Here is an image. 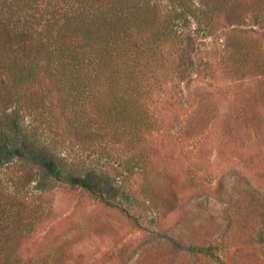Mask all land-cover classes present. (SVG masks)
I'll return each mask as SVG.
<instances>
[{
	"label": "trees",
	"instance_id": "16d2710c",
	"mask_svg": "<svg viewBox=\"0 0 264 264\" xmlns=\"http://www.w3.org/2000/svg\"><path fill=\"white\" fill-rule=\"evenodd\" d=\"M245 12L264 23V0H0V264H67L51 259L50 241L33 250L27 243L51 213L41 200L57 184L115 207L97 181L110 175L59 155L54 128L61 139L82 138L90 153L118 146L113 170L122 196L129 200L127 183L141 177L151 209L170 205L175 190L153 174L146 153L155 123L149 104L187 74L189 85L217 67L264 75L260 53L242 37L218 36L216 49L206 41L221 17L241 23ZM197 115L196 125L206 119L203 110ZM184 249L220 259L212 244Z\"/></svg>",
	"mask_w": 264,
	"mask_h": 264
},
{
	"label": "rangeland",
	"instance_id": "374dc122",
	"mask_svg": "<svg viewBox=\"0 0 264 264\" xmlns=\"http://www.w3.org/2000/svg\"><path fill=\"white\" fill-rule=\"evenodd\" d=\"M231 35L251 43L264 62V23L246 12L241 23L221 17L206 41L216 49L222 37ZM219 53L212 54L215 60ZM212 72L190 85L188 74L177 79L175 86L156 91L149 104L155 123L145 136L146 153L153 174L160 173L175 190L168 207L150 208L140 192L141 177L127 183L132 197L122 196L121 177L113 170L114 158L122 153L118 146L90 153L83 151L82 138L68 134L61 139V128H54L59 155L81 170L84 158L88 168H104L110 175H98L97 181L115 207H102L82 189L57 184L41 200L52 211L27 242L29 249L50 241L51 259L67 264H264L259 239L264 231V107L252 95L258 86L264 95V75L241 78L218 67ZM201 110L206 119L196 125ZM210 244L220 259L184 249Z\"/></svg>",
	"mask_w": 264,
	"mask_h": 264
}]
</instances>
